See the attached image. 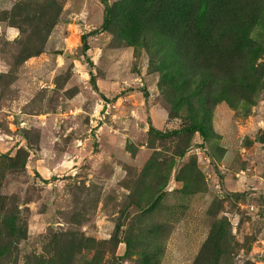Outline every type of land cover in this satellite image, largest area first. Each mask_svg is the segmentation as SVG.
I'll list each match as a JSON object with an SVG mask.
<instances>
[{
  "label": "rangeland",
  "instance_id": "obj_1",
  "mask_svg": "<svg viewBox=\"0 0 264 264\" xmlns=\"http://www.w3.org/2000/svg\"><path fill=\"white\" fill-rule=\"evenodd\" d=\"M107 2L0 0V264H264V0Z\"/></svg>",
  "mask_w": 264,
  "mask_h": 264
},
{
  "label": "trees",
  "instance_id": "obj_2",
  "mask_svg": "<svg viewBox=\"0 0 264 264\" xmlns=\"http://www.w3.org/2000/svg\"><path fill=\"white\" fill-rule=\"evenodd\" d=\"M99 2L103 5L104 7V17H103V21H102V24H101V27L100 29L98 30H95V31H91V32H88V33H85L81 36V43H82V48H83V52H84V55L86 53V51L88 50V47H87V43H86V39L89 37V36H92L94 34H97L103 30L106 29L107 25H108V21H109V6H108V2L107 0H99ZM90 79L92 80L93 79V76L90 74ZM92 83V82H91ZM94 87V86H93ZM96 88V87H95ZM144 98H146V95L144 93ZM150 131L155 134L156 136L158 137H168V136H176L178 134H180L181 132H190V131H198L199 133H202L201 129H198L196 130L195 127H190L188 129H183L182 131H170V132H160V131H157L155 129H153L152 127L149 128ZM202 135V138H203V133L201 134Z\"/></svg>",
  "mask_w": 264,
  "mask_h": 264
},
{
  "label": "water",
  "instance_id": "obj_3",
  "mask_svg": "<svg viewBox=\"0 0 264 264\" xmlns=\"http://www.w3.org/2000/svg\"><path fill=\"white\" fill-rule=\"evenodd\" d=\"M53 54H54V55H56V54L61 55V54H62V51H61V50H59V51H58V50H55V51H53Z\"/></svg>",
  "mask_w": 264,
  "mask_h": 264
}]
</instances>
